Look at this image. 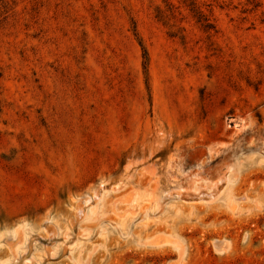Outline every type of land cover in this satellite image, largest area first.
I'll list each match as a JSON object with an SVG mask.
<instances>
[{
  "label": "rangeland",
  "instance_id": "obj_1",
  "mask_svg": "<svg viewBox=\"0 0 264 264\" xmlns=\"http://www.w3.org/2000/svg\"><path fill=\"white\" fill-rule=\"evenodd\" d=\"M0 264H264V0H0Z\"/></svg>",
  "mask_w": 264,
  "mask_h": 264
},
{
  "label": "trees",
  "instance_id": "obj_2",
  "mask_svg": "<svg viewBox=\"0 0 264 264\" xmlns=\"http://www.w3.org/2000/svg\"><path fill=\"white\" fill-rule=\"evenodd\" d=\"M197 15L198 18H200L201 14L199 12L196 11L195 13ZM142 51H143V67H145L146 64V51L145 49L142 47Z\"/></svg>",
  "mask_w": 264,
  "mask_h": 264
},
{
  "label": "bare ground",
  "instance_id": "obj_3",
  "mask_svg": "<svg viewBox=\"0 0 264 264\" xmlns=\"http://www.w3.org/2000/svg\"><path fill=\"white\" fill-rule=\"evenodd\" d=\"M219 247H220V246H219ZM219 247H218V248H219Z\"/></svg>",
  "mask_w": 264,
  "mask_h": 264
}]
</instances>
